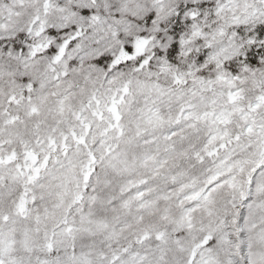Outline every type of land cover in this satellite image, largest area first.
<instances>
[{
	"label": "snow or ice",
	"instance_id": "snow-or-ice-1",
	"mask_svg": "<svg viewBox=\"0 0 264 264\" xmlns=\"http://www.w3.org/2000/svg\"><path fill=\"white\" fill-rule=\"evenodd\" d=\"M0 264H264V0H0Z\"/></svg>",
	"mask_w": 264,
	"mask_h": 264
}]
</instances>
